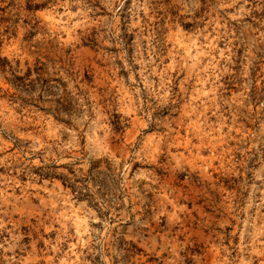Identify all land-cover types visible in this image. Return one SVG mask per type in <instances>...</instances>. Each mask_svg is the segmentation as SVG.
Returning <instances> with one entry per match:
<instances>
[{"label":"rangeland","instance_id":"374dc122","mask_svg":"<svg viewBox=\"0 0 264 264\" xmlns=\"http://www.w3.org/2000/svg\"><path fill=\"white\" fill-rule=\"evenodd\" d=\"M0 264H264V0H0Z\"/></svg>","mask_w":264,"mask_h":264}]
</instances>
